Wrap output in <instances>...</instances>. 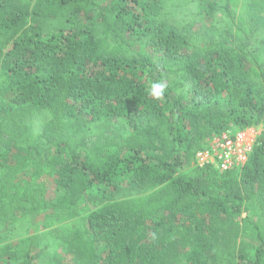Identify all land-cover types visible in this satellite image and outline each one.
I'll use <instances>...</instances> for the list:
<instances>
[{
    "label": "trees",
    "instance_id": "trees-1",
    "mask_svg": "<svg viewBox=\"0 0 264 264\" xmlns=\"http://www.w3.org/2000/svg\"><path fill=\"white\" fill-rule=\"evenodd\" d=\"M103 1L0 0V264H264V0Z\"/></svg>",
    "mask_w": 264,
    "mask_h": 264
},
{
    "label": "built area",
    "instance_id": "built-area-1",
    "mask_svg": "<svg viewBox=\"0 0 264 264\" xmlns=\"http://www.w3.org/2000/svg\"><path fill=\"white\" fill-rule=\"evenodd\" d=\"M259 128L228 129L207 138L204 148L195 155V164L200 167L213 166L220 172L244 166L261 134Z\"/></svg>",
    "mask_w": 264,
    "mask_h": 264
},
{
    "label": "rangeland",
    "instance_id": "rangeland-1",
    "mask_svg": "<svg viewBox=\"0 0 264 264\" xmlns=\"http://www.w3.org/2000/svg\"><path fill=\"white\" fill-rule=\"evenodd\" d=\"M103 5L105 4V0L103 1L102 3ZM258 132H262V129L259 128L258 129ZM49 154H45V157H48ZM46 179V185H47V188H48V191H49V195L50 196H53V197H58L60 194H61V189L58 187L57 184H55L54 181L50 180L48 177H45ZM153 205V204H152ZM45 218V214H40L36 219L37 220H42ZM44 243H46V241H44Z\"/></svg>",
    "mask_w": 264,
    "mask_h": 264
},
{
    "label": "clouds",
    "instance_id": "clouds-1",
    "mask_svg": "<svg viewBox=\"0 0 264 264\" xmlns=\"http://www.w3.org/2000/svg\"><path fill=\"white\" fill-rule=\"evenodd\" d=\"M166 85L163 82H155L151 84L150 94L156 98H162Z\"/></svg>",
    "mask_w": 264,
    "mask_h": 264
}]
</instances>
